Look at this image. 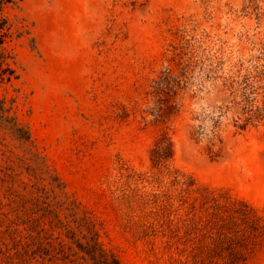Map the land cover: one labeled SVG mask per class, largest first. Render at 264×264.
I'll list each match as a JSON object with an SVG mask.
<instances>
[{
    "label": "rangeland",
    "instance_id": "rangeland-1",
    "mask_svg": "<svg viewBox=\"0 0 264 264\" xmlns=\"http://www.w3.org/2000/svg\"><path fill=\"white\" fill-rule=\"evenodd\" d=\"M4 12L24 33L6 43L0 100L103 249L120 264H264V0H12ZM2 159L0 264H91L56 254L82 255L42 216L52 199L26 203L29 177L5 178Z\"/></svg>",
    "mask_w": 264,
    "mask_h": 264
},
{
    "label": "trees",
    "instance_id": "trees-1",
    "mask_svg": "<svg viewBox=\"0 0 264 264\" xmlns=\"http://www.w3.org/2000/svg\"><path fill=\"white\" fill-rule=\"evenodd\" d=\"M10 4H12V0H0V85L10 82L14 77V71L6 63L9 59L6 43L14 33H17V37L24 33L14 29L13 23L5 15L4 11ZM9 112L10 109L5 107V101L0 100V154L3 156L2 160L6 165L3 168V176L13 182L20 174L25 173L29 177V182L32 183L31 188L37 194L36 198L30 199L26 203L29 202L34 207L46 204L41 198H51L54 206L53 208L48 204L42 206V216L51 220L50 224H53V228L62 229L67 235H70L71 239L77 242L79 251L82 253L81 257H78V252H72L71 247H66L65 244L60 243L59 248H56V254L64 255L65 249H67L72 253L70 255L77 260H81L82 263L120 264L111 252L101 247L94 225L69 200L62 190L61 183L51 173L43 157L34 147L28 130L19 123L16 116H10ZM7 138H12L19 142L22 148L20 156L14 157V153L7 149L5 144ZM2 148L6 149L2 151ZM16 168H20L21 171L16 173ZM21 183L23 184V189H27L28 184ZM60 211L63 212V219L60 218ZM258 234L259 229L254 226L252 235L258 236ZM47 244L51 246L49 243Z\"/></svg>",
    "mask_w": 264,
    "mask_h": 264
}]
</instances>
